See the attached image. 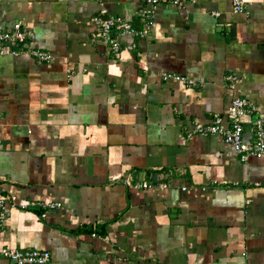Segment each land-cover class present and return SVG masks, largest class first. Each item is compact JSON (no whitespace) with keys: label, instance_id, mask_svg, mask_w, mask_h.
<instances>
[{"label":"crops","instance_id":"obj_1","mask_svg":"<svg viewBox=\"0 0 264 264\" xmlns=\"http://www.w3.org/2000/svg\"><path fill=\"white\" fill-rule=\"evenodd\" d=\"M183 1L159 6L148 36L117 35L116 58L94 17L140 28L142 0H0V31L19 25L51 56L0 55V191L17 204L0 250L48 251L49 264H264V157L189 136L195 121L227 126L235 98L264 113V0H242V14L232 0Z\"/></svg>","mask_w":264,"mask_h":264},{"label":"built area","instance_id":"obj_2","mask_svg":"<svg viewBox=\"0 0 264 264\" xmlns=\"http://www.w3.org/2000/svg\"><path fill=\"white\" fill-rule=\"evenodd\" d=\"M162 4L180 8L184 6L185 2L183 0H142L143 7L138 12V19L141 23L140 28H135L130 21L121 16H107V18H104L105 11L103 10L94 17V21L99 26L95 38L108 46L111 53L117 58L119 54L117 35L129 34L139 38L148 36L153 25V17ZM232 12L235 14L245 13V3L242 0H232ZM215 15L217 16L218 14ZM32 39V34L23 30L19 25L14 26L11 30H1L0 55L27 54L40 63L49 62L51 60L49 54L28 47ZM170 78H174L177 81L182 80L179 76L171 74L163 75L164 80ZM245 117L250 118V123H252L253 127L249 139L245 137ZM227 119L229 121L227 126H223L214 120L204 123L195 121L189 136L218 137L230 146L241 158L247 156H253L255 158L264 157V113H259L255 110L246 99L235 98L227 109ZM124 183L140 189L153 187L165 189L168 187L166 182H159L157 179L155 181L144 180L135 185H131V179L125 178ZM182 189L185 190V188ZM15 201V197L3 194L0 191V228L8 220L10 210L17 208ZM26 206H22V208ZM57 207V204H50L48 206L49 209H55ZM0 256L12 262V264L50 263V253L42 250H18L4 247L0 250Z\"/></svg>","mask_w":264,"mask_h":264},{"label":"water","instance_id":"obj_3","mask_svg":"<svg viewBox=\"0 0 264 264\" xmlns=\"http://www.w3.org/2000/svg\"><path fill=\"white\" fill-rule=\"evenodd\" d=\"M104 18H107V16H104Z\"/></svg>","mask_w":264,"mask_h":264}]
</instances>
